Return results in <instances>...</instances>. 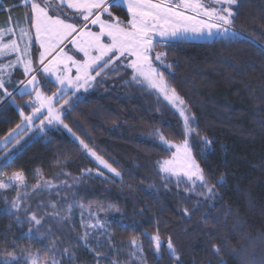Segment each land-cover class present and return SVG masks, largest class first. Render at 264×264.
<instances>
[{
  "label": "trees",
  "instance_id": "1",
  "mask_svg": "<svg viewBox=\"0 0 264 264\" xmlns=\"http://www.w3.org/2000/svg\"><path fill=\"white\" fill-rule=\"evenodd\" d=\"M22 1L2 0L0 26L26 21L29 9ZM112 11L128 18L125 11ZM235 12L234 28L243 34L239 38L156 47L167 53L171 65L161 68L166 79L195 115L201 136L212 141L204 151L194 138L193 153L210 184L223 177L215 196L203 200L188 193L184 182L162 174L160 163L172 153L159 134L181 143L182 121L148 87L120 80L121 69L97 77L87 95L67 92L56 105L69 100L64 122L121 177L87 176L97 165L69 133L35 130L8 153L13 158L0 169V179L20 172L27 182L20 194L45 187V180L61 187L41 193L27 214H7L17 190L0 192V260L12 253L20 257L15 264H27L22 257L38 251L45 259L54 253L59 264H241L244 258L264 259V0H239ZM57 88L43 80L47 95ZM8 91L16 103H0V157L6 154L5 137L20 123V109L31 113L27 95L14 92L11 84ZM81 206L119 212L123 219L85 235L76 217L62 223L69 209L79 214ZM33 214L42 220L38 230L29 220ZM157 234L159 253L150 239ZM169 239L175 255L167 249Z\"/></svg>",
  "mask_w": 264,
  "mask_h": 264
},
{
  "label": "snow or ice",
  "instance_id": "2",
  "mask_svg": "<svg viewBox=\"0 0 264 264\" xmlns=\"http://www.w3.org/2000/svg\"><path fill=\"white\" fill-rule=\"evenodd\" d=\"M23 3L29 9L25 18L30 27L18 23L0 26V103L4 99L16 103L13 93L8 91L13 74L5 70L23 65L21 75L26 79L20 80V87H13L20 96L29 97L25 105L31 108V113L25 115L20 109V123L10 130L3 143L7 145L15 140L19 144L17 137L21 132L27 133L33 129L45 132L47 126H62L98 164L115 177H121V172L108 159L98 155L93 147L64 123L62 114L69 100H64L59 108L56 105L69 88L74 90L75 95L81 88L87 91L97 77L121 69L131 70V81L128 82L146 86L162 96L182 121L181 143L170 144L163 134H159L163 144L175 148L171 159L161 165V171L175 175L178 184L187 178L189 183L199 184L207 189L210 197H214L216 184H223V177L210 184L193 153L194 138L202 142L204 151L210 150L212 141L206 135L201 136L195 115L190 113L185 100L161 70L171 67L166 63L167 53L154 50L158 45L167 46L193 39L228 42L241 37L243 34L234 28L236 12L233 7L238 6V0H59L58 3L55 0H23ZM65 7L69 11L65 12ZM114 8L125 11L128 18L124 20L116 16L112 11ZM93 27L98 30L93 31ZM33 43L38 44L35 50ZM12 54H15V59L3 63ZM44 76H54L58 85L57 92L50 96L42 90L40 77ZM17 107L20 108L19 105ZM37 120L39 124H36ZM12 158L8 153L0 157V169L7 167ZM99 174L103 175V172ZM43 183L47 185L50 181ZM22 187L26 188L27 182L20 172H13L7 180L0 179V192L17 190V197L4 210L7 214H13V210L19 211L22 200L19 190ZM31 221L35 225L41 224V219L34 214ZM150 239L159 253L162 245L160 236L157 234ZM167 249L170 255L176 254L171 239ZM214 249L219 252V248L214 246ZM47 251L51 252V249ZM18 259L9 253L0 260V264H15ZM176 260L179 261L178 256ZM25 261L31 264H41L42 261L43 264H58L54 253L45 259L39 251L35 254L29 252ZM221 264L224 262L221 261ZM241 264H264V259L257 262L253 257L249 262L248 258H244Z\"/></svg>",
  "mask_w": 264,
  "mask_h": 264
},
{
  "label": "rangeland",
  "instance_id": "3",
  "mask_svg": "<svg viewBox=\"0 0 264 264\" xmlns=\"http://www.w3.org/2000/svg\"><path fill=\"white\" fill-rule=\"evenodd\" d=\"M239 1V0H238ZM41 2H42V0H41ZM55 2L56 3H58L59 2V0H55ZM0 4H2V0H0ZM22 5L24 6V3H23V1H22ZM25 7V6H24ZM235 8H236V6H234L233 7V10H234V12H235ZM64 11L65 12H67V11H69L66 7L64 8ZM116 16H118V15H116ZM118 17H120V16H118ZM121 19H124V17H120ZM124 20H126V19H124ZM16 23H18V24H20L21 26H23V27H29V24H28V22H27V20L26 21H24V22H16ZM10 26H12V25H10ZM92 30L93 31H97L98 30V28H95V27H93L92 28ZM32 34H33V36H34V29L32 30ZM17 35H18V30H17ZM13 38H17V37H13ZM7 39V38H6ZM204 40H208V39H193V40H191V41H204ZM210 41V40H209ZM38 47V44H35V43H33V50H34V47ZM21 47H23V43H21ZM69 48H71V45H69ZM155 52H163L161 49H158V48H155V50H154ZM8 59H15V54H12L10 57H8V58H5L4 60H3V63H7L8 62ZM164 69H169V68H164ZM124 70V69H123ZM6 72L7 71H12V74H13V78H12V81H11V85H15L17 88L18 87H20V80L21 79H26L25 77H23L21 74L23 73V65H18V66H16V68H14V69H11V70H9V69H6L5 70ZM73 72H74V69H73ZM131 76H132V73H131V70H124V72H122V75H120L119 76V79L120 80H122V79H126V78H129L130 80H131ZM48 79V80H50L52 83H54L57 87H58V85L56 84V82H55V77L54 76H52V77H48V76H44V77H40V79L42 80V84H43V80L44 79ZM9 85V84H8ZM95 85V82H93L92 83V86L91 87H88L87 88V91H85L83 88H81L78 92H76L75 94H80V95H83V96H85V95H87V93L92 89V87ZM74 90L73 89H71V88H69V90H68V92H73ZM14 92H17V91H14ZM162 97V96H161ZM163 98V97H162ZM6 100V99H5ZM4 100V101H5ZM6 101H8V100H6ZM65 106V105H64ZM67 110L68 109H66V110H64V112H63V114H62V119H63V121H64V114H65V112H67ZM65 123V122H64ZM50 129H63V130H65L67 133H69L66 129H64L62 126H58V125H52V126H47V128H46V131L45 132H41V131H39V134L40 133H46V132H48V130H50ZM35 130H37V129H33L32 131H30V132H27V133H25V132H21V134H20V137H17V139H20V143L19 144H17L16 143V141L15 140H13L11 143H9V144H7V145H5V144H3L2 146H6L5 148V151H6V153H9L10 151H12L13 149H16L17 147H19V145L21 144V142L26 138V137H28L29 135H31L33 132H35ZM39 130V129H38ZM70 134V133H69ZM71 135V134H70ZM72 136V135H71ZM21 137H22V139H21ZM73 137V139L75 140V141H77L78 143H79V141L74 137V136H72ZM169 142V141H168ZM162 143V142H161ZM170 144H173V145H175V144H179V143H173V142H169ZM163 144V143H162ZM168 150H170L171 151V153H173V152H175V148L173 147V148H169V147H167V145H165V144H163ZM87 154V153H86ZM98 154V153H97ZM88 155V154H87ZM99 155V154H98ZM88 157L90 158V159H92L94 162H95V164L97 165V169L96 170H87L86 172H85V174L87 175V176H97V177H100V178H102V179H117V178H119V177H115L114 176V174H112V173H109L106 169H104L103 168V166L102 165H100V164H98V162L95 160V158L94 157H91L90 155H88ZM171 157H172V155L168 158V159H165V160H169V159H171ZM165 160H163L161 163H160V166H159V169H160V171H161V165L163 164V162L165 161ZM100 172H103V175H100L99 173ZM162 172V174L166 177V178H168V179H174L175 181H177V177L175 176V175H173L172 173H165V172H163V171H161ZM181 182H184V184H185V187L187 186V191H188V193H190V194H194V195H197L198 197H201L203 200H205V199H207V198H209L210 196H209V194H208V192H207V189L206 188H202V187H200V185L199 184H196V185H192L191 183H189L188 181H187V178H184L183 180H181ZM61 187V185H55V184H51V183H49V184H45V187H34V188H32L30 191H27V192H24V193H21V196H22V200H21V207H20V209H19V211H21V212H23V211H25V210H28V209H30V207L32 206V202H34V201H36V200H38V199H36L37 197H39L40 196V194L42 193H45L46 192V194H49L50 193V191L51 190H53V189H55V188H57V187ZM48 192V193H47ZM34 200V201H33ZM18 211V212H19ZM13 213H17V211L16 210H13ZM31 216L32 215H30L29 216V220H30V223L33 225V230H35V229H37V228H39L40 226H41V224H42V220H41V224L40 225H35V223L33 222V221H31ZM123 215L121 214V213H119V212H113V213H107V212H104V211H102V212H98V211H96V210H93V209H91V208H86V207H83V206H81L80 207V212H79V214L78 213H75L72 209H69L68 210V214H65V216L63 217V221H62V223L63 222H66L67 224H70V223H72L73 222V219H74V217H76V221L78 222V225H80V227H82V229L84 230V232H85V235L87 234V233H92V232H94V231H96L97 229H99V228H108L109 227V225H110V223L112 222V221H119V222H121L122 221V219H123V217H122ZM30 232V231H29ZM30 234V233H29ZM28 234V235H29ZM33 254H35V253H33ZM25 257H26V255L24 256V257H22V262L23 263H27V264H31V262L30 261H25ZM18 258H20V257H18ZM19 260V259H18ZM58 262V261H57ZM41 264H43V261L41 262ZM59 264V263H58Z\"/></svg>",
  "mask_w": 264,
  "mask_h": 264
},
{
  "label": "crops",
  "instance_id": "4",
  "mask_svg": "<svg viewBox=\"0 0 264 264\" xmlns=\"http://www.w3.org/2000/svg\"><path fill=\"white\" fill-rule=\"evenodd\" d=\"M12 24H14V23H11L10 25H12Z\"/></svg>",
  "mask_w": 264,
  "mask_h": 264
}]
</instances>
